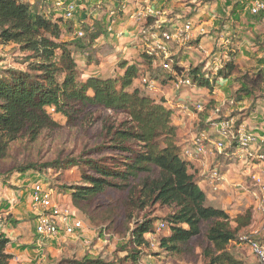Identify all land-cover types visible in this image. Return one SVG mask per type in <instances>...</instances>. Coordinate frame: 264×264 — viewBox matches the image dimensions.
I'll list each match as a JSON object with an SVG mask.
<instances>
[{"label":"rangeland","instance_id":"rangeland-1","mask_svg":"<svg viewBox=\"0 0 264 264\" xmlns=\"http://www.w3.org/2000/svg\"><path fill=\"white\" fill-rule=\"evenodd\" d=\"M22 1L30 3L37 12L48 13L53 17L60 15L44 0ZM147 1L164 11L163 19L180 22L192 20L195 24H202L207 32L202 36L204 40L200 49H193L186 55L181 53L178 57L183 66H190V69L198 66L201 74L205 73L206 77H210L212 93L207 87H203V91L197 94H193L188 88L187 94L183 97L191 101L199 97L207 98L209 95L220 97L225 101L224 112L228 111L239 121L247 123L250 129L264 130V15H251L247 0ZM113 2L116 0H87L84 8L77 9L71 19L60 22L61 38L78 41L82 45L80 49L74 44L69 45L74 51L79 76L85 78L96 75L103 78H118L127 65L135 63L140 68L138 77L144 74L152 76L159 74L160 77L161 73L154 70L153 65L143 62L141 55V41L144 33L146 35L147 25H133L126 15L120 13L121 24L126 30L124 36L117 38L107 32L106 19L102 11L105 8L114 7ZM78 31H83L84 35L78 37ZM196 42L197 40L194 39L192 44L196 45ZM232 54L236 64L235 70L226 79L219 77L218 69ZM24 57L25 54L13 44H0V75L6 73L8 68L16 71L24 70L27 65ZM124 62L126 65L121 67ZM137 79L133 81L130 89L138 88L140 94L148 95L140 88ZM164 85L166 92L172 95L166 81ZM241 86H247L251 93L240 92L238 89ZM236 95H239L241 99L238 100ZM148 96L153 99L158 98ZM163 99H165L164 96ZM210 106L211 104L208 107ZM85 115L86 118L81 119L80 126L78 124L72 126L65 123L62 115L53 114L60 124L59 128L43 131L40 138L33 144L15 143L11 158L0 161V231L4 232L9 239L6 251L10 255L6 264H70L69 261L79 260L86 254L117 264L119 257H122L119 243L125 241L123 238L126 237L122 236L126 215L122 205V201L127 196L125 190L107 189L91 204V208L113 215L114 223L109 231H102L100 234L97 230L99 225L92 224L85 214L79 212L87 224L84 237L90 240L89 246L83 245L80 237L64 234L40 241L32 225L29 226L33 217L30 213L24 214L27 213L24 209L30 202L31 186L38 181L53 189L55 199L59 203L72 207L68 187L82 182L81 173H89L83 162L85 159H96L102 165L112 169H123L124 157L108 152L105 147L110 141L109 131L124 128V123L128 121L127 116L103 107H87ZM205 116L206 113H198L195 118L189 116L183 124L177 126L176 134L179 144L187 139V133L191 129L201 128L199 125H202L201 122ZM172 121L174 122V118ZM127 145L139 148L134 141ZM97 147L96 151L90 152V149ZM66 156L74 159V162L60 163L56 167L33 169L25 173L8 171L14 163L19 161L31 160L42 165L56 157ZM222 157L223 161H219L218 167L226 175L225 190L220 192L221 197L218 196V199L211 201L206 198L205 203L225 209L231 217L249 210L251 222L239 231L237 237L252 235V231L264 224V216L256 211L253 201L246 193L247 189L238 188L236 184L246 185L241 164L231 158ZM174 209V206L160 204H149L143 209L134 208L129 226L132 227L144 219L159 223ZM13 211L18 213L14 214ZM13 220L16 223H13ZM207 227V222L201 223V233L191 241L193 248L191 254L170 257L163 253L158 258L150 254L158 251L157 246L149 245L147 249L141 250L144 254L142 264H206L205 250L211 249V244L205 236ZM168 233L169 229L166 227L158 234L159 238ZM257 237L264 241V229ZM228 250L234 257L245 263H254L246 244L241 243L238 238L231 241Z\"/></svg>","mask_w":264,"mask_h":264},{"label":"trees","instance_id":"trees-1","mask_svg":"<svg viewBox=\"0 0 264 264\" xmlns=\"http://www.w3.org/2000/svg\"><path fill=\"white\" fill-rule=\"evenodd\" d=\"M118 1L113 4H118ZM61 20L66 19L61 15L53 17L37 12L30 3L22 0H0V44H13L25 54L27 63L24 70L8 68L6 73L0 75V161L11 158L15 143L33 144L43 131L59 128L60 124L53 114L62 115L69 125L80 126L81 119L86 118L87 107L121 112L128 121L124 123V128L109 131L110 141L105 148L124 157L123 169H112L96 159L88 158L83 162L89 173H81L82 182L68 187L71 206L78 215L79 212L85 214L92 224L99 225L97 230L100 234L109 231L114 223L113 215L91 208L93 200L107 189L127 192L122 201L126 214L122 236L126 237L123 238L125 241L119 243L123 255L117 264H142L144 254L141 250L150 245L145 235L153 232L157 223L144 219L130 227L129 222L134 208L143 209L149 204L175 207L162 220L169 233L158 239V251L150 254L158 258L163 253L170 257L191 254V241L201 233V223L207 222L205 236L211 249L205 250L206 264H247L234 257L228 245L238 238L243 227L250 224L251 212L246 210L231 217L225 209L205 203V192L190 173L188 163L181 158L177 125L172 121L171 109L164 105V99L157 100L140 94L138 88L130 89L133 81L139 78V65H127L118 78L96 75L80 77L74 51L69 45L74 44L79 49L82 45L78 41L61 38ZM141 55L143 62L153 64V60L142 51ZM125 65L126 62L121 67ZM176 67L178 70L182 68L180 64ZM235 68L232 54L218 69L217 75L226 79ZM188 73L198 77L199 86L207 87L212 93L210 77L201 74L198 66L192 69L189 66ZM238 90L243 94L251 93L247 86H241ZM236 97L241 99L239 95ZM216 103L211 95L206 109L200 113L207 115V111ZM131 141L137 143L139 148L127 145ZM97 149H90V152ZM71 162L74 159L67 156L56 157L42 165L25 160L14 163L8 171L25 173ZM12 222L16 223L14 220ZM8 243V237L0 231V264H6L10 257L6 251ZM69 263L115 264L89 254Z\"/></svg>","mask_w":264,"mask_h":264},{"label":"built area","instance_id":"built-area-1","mask_svg":"<svg viewBox=\"0 0 264 264\" xmlns=\"http://www.w3.org/2000/svg\"><path fill=\"white\" fill-rule=\"evenodd\" d=\"M44 1L64 19L69 20L77 9L84 8L87 0ZM247 4L251 15L264 14V0H247ZM102 12L106 19L107 32L117 38H122L126 31L121 24L120 13L126 15L133 25L148 26L141 41L142 52L153 60V68L159 71L161 76L144 74L137 80L146 94L157 96V100L165 97L164 105L171 109L177 126L183 124L187 117L195 118L206 109L209 98L191 101L183 97L188 88L193 94H197L203 87L197 83L198 77H192L188 73L189 67L183 66L178 57L181 53L186 55L193 49L201 48L198 42L194 45L192 41L207 34L202 24H195L192 20L180 22L163 19L164 11L147 0H119L114 7L106 8ZM83 35V31L77 32L78 37ZM177 64L182 66L181 70L177 69ZM164 81L170 87L172 95L166 92ZM216 102L215 106L207 111L202 125H199L201 128L191 129L187 133V139L180 143L181 158L188 163L190 173L211 201L221 197L220 192L225 190L226 186V175L218 167L219 161H223L222 156L240 163L244 169L246 185L236 184L238 188L247 189L246 193L253 201L256 211L264 216V130L250 129L236 116L228 111L224 112L225 101L218 99ZM30 210L34 215L38 240L52 239L64 234L80 237L83 245H90V240L84 237L87 229L84 219L73 207L59 203L55 199L53 189L46 184L39 181L32 184ZM166 227L161 221L156 224L153 232L145 235L151 246H157L158 234ZM263 229L264 224L252 231V235L238 237L241 243L246 244L255 264H264V241L257 237Z\"/></svg>","mask_w":264,"mask_h":264},{"label":"crops","instance_id":"crops-1","mask_svg":"<svg viewBox=\"0 0 264 264\" xmlns=\"http://www.w3.org/2000/svg\"><path fill=\"white\" fill-rule=\"evenodd\" d=\"M203 40H204V38L203 37H199L198 39H197V44L199 45V46H203ZM201 91H203V90H201ZM192 96V95H191ZM194 96V95H193ZM209 97H211L210 95H209ZM208 96H207V98H209ZM213 97V96H212ZM200 98V97H199ZM215 98H217L216 100H218V99H221L220 97H215ZM247 124V123H246ZM247 126H248V124H247ZM24 209V208H23ZM25 211L27 210V213L25 212H23L24 214H29L30 213V215L34 218V215H33V212L30 210V202L28 203V207H26V209H24ZM13 213L15 214V213H18V212H15V211H13ZM17 219H21V217H16ZM33 218H32V220H31V222L29 223V226H30V224L32 225V227L33 228H35L34 227V220H33Z\"/></svg>","mask_w":264,"mask_h":264}]
</instances>
